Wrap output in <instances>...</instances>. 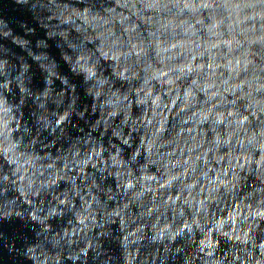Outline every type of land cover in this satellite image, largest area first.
I'll use <instances>...</instances> for the list:
<instances>
[{"label": "clouds", "instance_id": "clouds-1", "mask_svg": "<svg viewBox=\"0 0 264 264\" xmlns=\"http://www.w3.org/2000/svg\"><path fill=\"white\" fill-rule=\"evenodd\" d=\"M0 264H264V0H0Z\"/></svg>", "mask_w": 264, "mask_h": 264}]
</instances>
